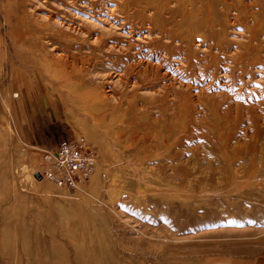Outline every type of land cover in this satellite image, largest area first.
<instances>
[{
    "label": "rangeland",
    "instance_id": "1",
    "mask_svg": "<svg viewBox=\"0 0 264 264\" xmlns=\"http://www.w3.org/2000/svg\"><path fill=\"white\" fill-rule=\"evenodd\" d=\"M263 13L0 0V264H264ZM66 138L95 158L67 188L35 177Z\"/></svg>",
    "mask_w": 264,
    "mask_h": 264
},
{
    "label": "built area",
    "instance_id": "2",
    "mask_svg": "<svg viewBox=\"0 0 264 264\" xmlns=\"http://www.w3.org/2000/svg\"><path fill=\"white\" fill-rule=\"evenodd\" d=\"M47 178L67 187L88 176L94 166V155L81 139H61L45 154Z\"/></svg>",
    "mask_w": 264,
    "mask_h": 264
},
{
    "label": "bare ground",
    "instance_id": "3",
    "mask_svg": "<svg viewBox=\"0 0 264 264\" xmlns=\"http://www.w3.org/2000/svg\"><path fill=\"white\" fill-rule=\"evenodd\" d=\"M178 1H180V0H178ZM191 2L192 1H194V0H190ZM201 1H205V0H201ZM239 1V0H238ZM241 1V0H240ZM208 2V1H207ZM200 3V2H199ZM223 3V2H222ZM238 3V2H237ZM259 3V2H258ZM224 4V3H223ZM260 7H261V4H260ZM240 8H241V6H240ZM239 8V9H240ZM167 14V13H166ZM264 14V13H263ZM262 14V15H263ZM168 15V14H167ZM130 19V18H129ZM258 19V18H257ZM259 21V20H258ZM124 22V21H123ZM264 22V21H263ZM140 24H141V22H139ZM258 24V23H257ZM139 25V24H138ZM143 26H144V24H142ZM175 27V26H174ZM172 28V27H171ZM171 28H170V30H171ZM143 29V28H142ZM213 29H214V26H213ZM148 30V29H147ZM170 30H168V31H170ZM165 31H166V29H165ZM173 31V30H172ZM171 32V31H170ZM211 32V31H210ZM167 33V32H166ZM168 34V33H167ZM193 41V40H192ZM215 41V40H214ZM126 43V42H125ZM184 44V43H183ZM125 47H127V46H125ZM129 48V47H128ZM139 48V47H138ZM143 48V47H142ZM107 49V48H106ZM151 50V49H150ZM161 51V50H160ZM167 52V51H166ZM184 53V52H183ZM159 54V53H158ZM162 54V53H161ZM150 55V54H149ZM153 57V56H152ZM206 60H207V58H206ZM73 62H74V60H73ZM165 62V61H164ZM194 63V62H193ZM46 64H47V62H46ZM152 64V63H151ZM131 65V64H130ZM79 66V65H78ZM127 66H128V64H127ZM130 67V66H129ZM149 68H150V66H149ZM127 69V68H126ZM152 69V68H151ZM161 69V68H160ZM141 71V70H140ZM139 71V72H140ZM152 71V70H151ZM177 71V70H176ZM57 72V71H56ZM150 72V71H149ZM159 72V71H158ZM163 72V71H162ZM194 72V71H193ZM154 73H155V71H154ZM203 73V72H202ZM209 73V72H208ZM61 74V73H60ZM160 74V73H159ZM133 75V74H132ZM154 75V74H153ZM149 77V76H148ZM140 84V83H139ZM160 85H162V84H160ZM191 85V84H190ZM105 87V86H104ZM169 88V87H168ZM200 88V87H199ZM202 88V87H201ZM154 89V88H153ZM77 90V89H76ZM164 90H165V88H164ZM126 91V90H125ZM172 91V90H171ZM72 93H75V91H69L68 92V96H69V98L70 99H72V97L73 96H75V95H78L77 93H79V91L76 93V94H72ZM173 93V92H172ZM189 93V92H188ZM71 94V95H70ZM174 94V93H173ZM197 94V93H196ZM195 94V95H196ZM62 95V94H61ZM116 95H117V93H116ZM88 96H89V94H88ZM112 96H114V97H116L115 96V93L113 92V91H111V89H105V91L103 90V91H101V92H99V93H95V102H96V106H100L99 107V110L101 111V109H105V110H107V109H109V108H107V106H109V104H108V99H110V97H112ZM174 96V95H173ZM177 96V95H176ZM176 96H174V97H176ZM212 97V96H211ZM80 97H79V95L76 97V99H79ZM170 98V97H169ZM75 98H74V100H76ZM73 100V99H72ZM163 102H164V100H163ZM166 103H167V101H165ZM172 102H174V101H172ZM123 103V102H122ZM194 103V102H193ZM126 103H124V105H125ZM128 104V103H127ZM162 104H164V103H162ZM171 104V103H170ZM170 104H166V106H169ZM115 105V104H114ZM114 105H113V108L112 107H110L111 109H109V111L111 110V111H113L114 112ZM128 105H130V104H128ZM173 105V104H172ZM171 105V106H172ZM178 105V104H177ZM176 105V106H177ZM77 106V105H76ZM81 106V105H80ZM163 106V105H162ZM175 106V105H174ZM233 106V105H232ZM119 107V106H118ZM124 108H125V106H123ZM159 107V106H158ZM80 108V107H79ZM143 108V107H142ZM163 108H165V107H163ZM167 108H169V107H167ZM172 108H173V106H172ZM175 108V109H174ZM173 108V110H176V108H178V107H174ZM194 108V107H193ZM195 108H196V106H195ZM162 109V108H161ZM104 110V111H105ZM159 110V109H158ZM171 110V109H170ZM181 110V109H180ZM179 110V111H180ZM103 111V112H104ZM117 111H118V109H117ZM122 111H125V109L124 110H122ZM121 111V112H122ZM127 111H128V109H127ZM247 111V110H246ZM102 112V113H103ZM108 112V111H107ZM116 112V111H115ZM161 112V111H160ZM174 114V113H173ZM225 114V113H224ZM104 115V114H103ZM176 115V114H175ZM102 116V115H101ZM233 116V115H232ZM261 116V115H260ZM223 117V116H222ZM100 118V117H99ZM103 118V117H102ZM156 118V117H155ZM260 118V117H259ZM80 119V118H79ZM206 119V118H205ZM244 119V118H243ZM263 119V118H262ZM98 120V119H97ZM247 120V119H246ZM260 120V119H259ZM143 121V120H142ZM169 121H171V120H169ZM79 122V121H78ZM247 122V121H246ZM169 124V123H168ZM259 124V123H258ZM145 125V124H144ZM147 125V124H146ZM145 125V127H147ZM134 126H135V124H134ZM138 127V126H137ZM170 127V126H169ZM149 129V128H148ZM140 130V129H139ZM143 130V129H142ZM149 131V130H148ZM141 132V131H140ZM135 133V132H134ZM117 136V135H116ZM141 137V136H140ZM137 138V137H136ZM150 140V139H149ZM138 142V141H137ZM148 142V141H147ZM216 142V141H215ZM259 142H262V141H259ZM146 144V143H145ZM148 144V143H147ZM142 145V144H141ZM140 146V145H139ZM261 146V145H260ZM141 147V146H140ZM148 147V146H147ZM245 147H246V145H245ZM262 147V146H261ZM189 148V147H188ZM138 150H139V148H138ZM259 151V150H258ZM134 152V151H133ZM245 152V151H244ZM194 154V153H193ZM259 156H260V152H259ZM259 156H258V158H259ZM249 157H250V155H249ZM45 158V157H44ZM156 158V157H155ZM190 158V157H189ZM179 161V160H178ZM261 161V160H260ZM168 162H170V161H168ZM48 162H47V160L45 159V165H43L42 166V169L38 172V173H36L35 174V177L36 178H38V179H40V178H45L46 177V175L44 174V171H43V169H44V167L45 166H47L48 164H47ZM172 163V162H171ZM209 163V162H208ZM214 163V162H213ZM176 164H178V163H176ZM181 165H182V163H181ZM200 165V164H199ZM185 166V165H184ZM169 168V167H168ZM188 168V167H187ZM186 168V169H187ZM191 168V167H190ZM235 168H237V167H235ZM150 170V169H149ZM191 170V169H190ZM201 170V169H200ZM199 170V171H200ZM148 171V170H147ZM205 171V170H204ZM198 173V172H197ZM201 175V174H200ZM134 176V175H133ZM204 176V175H203ZM209 176V175H208ZM146 177V176H145ZM194 178V177H193ZM195 179V178H194ZM217 180V179H216ZM53 181V180H52ZM79 181H81V180H79ZM55 182V181H54ZM82 182V181H81ZM194 182V181H193ZM56 184H58L59 186H63V187H65V188H67V186H65V185H63V184H60V183H57V182H55ZM206 184H207V182H206ZM205 185V184H204ZM206 186V185H205ZM208 186V185H207Z\"/></svg>",
    "mask_w": 264,
    "mask_h": 264
}]
</instances>
